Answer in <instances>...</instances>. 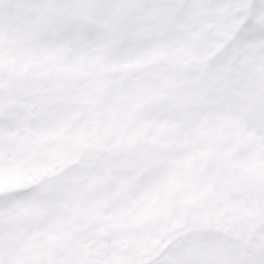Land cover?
Segmentation results:
<instances>
[{
    "label": "snow or ice",
    "instance_id": "snow-or-ice-1",
    "mask_svg": "<svg viewBox=\"0 0 264 264\" xmlns=\"http://www.w3.org/2000/svg\"><path fill=\"white\" fill-rule=\"evenodd\" d=\"M0 264H264V0H0Z\"/></svg>",
    "mask_w": 264,
    "mask_h": 264
}]
</instances>
